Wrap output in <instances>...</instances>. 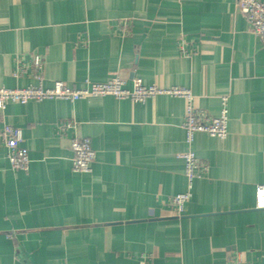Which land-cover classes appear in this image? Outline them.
<instances>
[{
  "label": "crops",
  "instance_id": "obj_1",
  "mask_svg": "<svg viewBox=\"0 0 264 264\" xmlns=\"http://www.w3.org/2000/svg\"><path fill=\"white\" fill-rule=\"evenodd\" d=\"M116 75L191 98L0 106L30 156L14 168L0 140V264H264V44L237 0H0V88ZM189 106L227 107V136L189 144ZM74 137L96 151L89 172L73 168ZM190 149L205 166L191 187ZM188 190L180 213L170 200Z\"/></svg>",
  "mask_w": 264,
  "mask_h": 264
},
{
  "label": "built area",
  "instance_id": "obj_2",
  "mask_svg": "<svg viewBox=\"0 0 264 264\" xmlns=\"http://www.w3.org/2000/svg\"><path fill=\"white\" fill-rule=\"evenodd\" d=\"M237 5L250 24L251 30L264 44V0H237ZM35 65H40L41 58L35 56ZM172 93L177 96L191 98L189 89L171 87L168 89L147 85L139 77L134 78L132 88L125 86L121 76H113L102 82H88L84 87H71L64 81L58 80L51 87L28 85L21 88H0V106L4 108L8 102L26 103L30 100L46 98L70 99L72 101L90 96L113 95L118 98H131L142 101L158 93ZM184 128L187 132V141L193 143L195 134L199 131L207 132L212 136L224 138L228 133V109L224 106L218 116H210L202 110L188 107ZM0 140L7 149V156L12 166L16 169L27 170L30 165L28 149L23 145L24 133L22 128L4 124L0 128ZM73 150L72 163L75 171L89 172L96 158V151L89 137H74L71 141ZM185 173L192 186L193 180L201 175L204 164L191 149L184 152ZM191 191L179 193L171 198V203L181 213L185 203L190 199ZM256 207L264 209V183L256 189Z\"/></svg>",
  "mask_w": 264,
  "mask_h": 264
}]
</instances>
